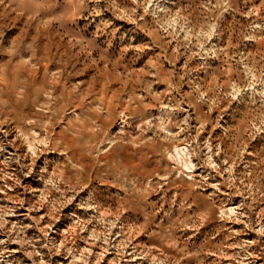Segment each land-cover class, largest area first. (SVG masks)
<instances>
[{"label":"rangeland","instance_id":"374dc122","mask_svg":"<svg viewBox=\"0 0 264 264\" xmlns=\"http://www.w3.org/2000/svg\"><path fill=\"white\" fill-rule=\"evenodd\" d=\"M0 264H264V0H0Z\"/></svg>","mask_w":264,"mask_h":264}]
</instances>
